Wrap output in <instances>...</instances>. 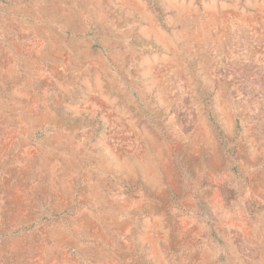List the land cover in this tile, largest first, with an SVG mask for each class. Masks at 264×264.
<instances>
[{
    "label": "rangeland",
    "instance_id": "obj_1",
    "mask_svg": "<svg viewBox=\"0 0 264 264\" xmlns=\"http://www.w3.org/2000/svg\"><path fill=\"white\" fill-rule=\"evenodd\" d=\"M0 264H264V0H0Z\"/></svg>",
    "mask_w": 264,
    "mask_h": 264
}]
</instances>
